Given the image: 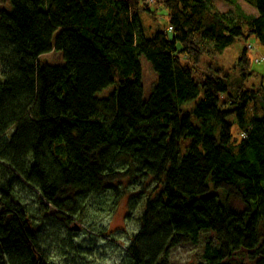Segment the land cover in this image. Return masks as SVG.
Returning a JSON list of instances; mask_svg holds the SVG:
<instances>
[{"label": "trees", "instance_id": "obj_1", "mask_svg": "<svg viewBox=\"0 0 264 264\" xmlns=\"http://www.w3.org/2000/svg\"><path fill=\"white\" fill-rule=\"evenodd\" d=\"M4 1L0 264H55L42 240L49 218L52 244L66 248L63 227L89 222L88 205L112 215L125 198L129 216L141 212L122 264H168L204 231L214 236L200 264H244L233 259L243 249L264 264V85L248 86V46L235 73L199 68L239 38L264 46V0H245L254 14L236 0L232 12L216 0ZM158 5L168 27L147 36L141 12ZM54 50L64 63L42 61ZM141 55L158 75L148 99Z\"/></svg>", "mask_w": 264, "mask_h": 264}, {"label": "rangeland", "instance_id": "obj_2", "mask_svg": "<svg viewBox=\"0 0 264 264\" xmlns=\"http://www.w3.org/2000/svg\"><path fill=\"white\" fill-rule=\"evenodd\" d=\"M237 3L244 8L248 13H257L255 7L245 0H236ZM1 5L6 4L4 0H0ZM220 9L226 12H232L236 10V5L229 3L227 0H216ZM155 14L149 12H141V18L143 19V28L147 36H153L157 30L165 29L168 27L169 19L167 17L168 10L162 9L159 5L152 6ZM251 44L252 46H249ZM249 47V55L255 59L253 68L257 71L256 76L249 78L248 86L250 88L258 89L261 84L264 85V46L256 39V37L239 38L233 45L229 46L222 55L209 57L204 55L202 57V63L199 68L208 64H215L223 69H227L232 73H235L234 66L239 60V56L245 49ZM260 59V60H259ZM62 60V61H61ZM42 61L51 62L55 64L64 63L63 54L61 51H50L48 54L42 56ZM140 62L142 63V82L144 84V98L148 99L150 93L157 85L158 75L154 72L152 64L144 55L140 56ZM117 85L112 84L105 87L97 95L105 97L116 91ZM191 107L195 104V101L191 102ZM190 106V105H189ZM128 165L121 162V166ZM142 183L139 184L141 186ZM155 183L151 185L149 191L153 189ZM214 188L212 187L211 190ZM215 191V190H213ZM218 194L221 197H225L224 190H218ZM103 197V195H100ZM93 196L92 198H94ZM94 200V199H92ZM231 205L237 210L245 209V204L242 200L230 197ZM129 204L126 198L121 201L118 210L108 215L102 213L95 206L88 205V212L86 214L87 221L74 222L71 224V228L63 227L65 229V239L71 241L66 248L64 244L59 247L52 239L56 236L57 218H49L48 225L43 229V238L46 239L47 251L50 253L55 264H122L123 258L129 252V246L132 243L133 234L140 228L138 221L140 208L137 211L132 212L131 216L128 213ZM75 225H79V229H73ZM60 229V227H59ZM61 230V229H60ZM199 238V242H188L178 244L176 247L170 250L168 264H200L202 260V252L205 247L207 238L214 236L211 231H204ZM52 235H54L52 237ZM73 244L74 252L69 248ZM56 245V246H55ZM69 246V247H68ZM246 251L240 250L237 252L233 259L244 264H252Z\"/></svg>", "mask_w": 264, "mask_h": 264}, {"label": "water", "instance_id": "obj_3", "mask_svg": "<svg viewBox=\"0 0 264 264\" xmlns=\"http://www.w3.org/2000/svg\"><path fill=\"white\" fill-rule=\"evenodd\" d=\"M73 229L78 230L79 229V225L78 226L75 225Z\"/></svg>", "mask_w": 264, "mask_h": 264}]
</instances>
